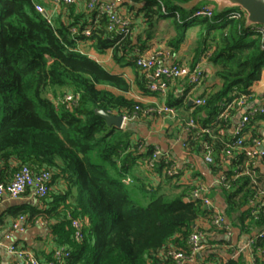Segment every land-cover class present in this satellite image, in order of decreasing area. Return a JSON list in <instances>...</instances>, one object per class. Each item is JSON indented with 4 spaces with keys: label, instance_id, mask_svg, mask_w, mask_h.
Returning <instances> with one entry per match:
<instances>
[{
    "label": "trees",
    "instance_id": "1",
    "mask_svg": "<svg viewBox=\"0 0 264 264\" xmlns=\"http://www.w3.org/2000/svg\"><path fill=\"white\" fill-rule=\"evenodd\" d=\"M142 1L148 28L159 19H171L177 32L169 40L174 48L184 39L187 25H199L198 50L211 49L208 61L215 70L213 82L218 84L202 96L205 104L195 106L191 116L198 117L202 128L224 124L226 121L218 117L220 103L240 94L250 95L252 84L261 77L264 35L254 25L246 27L245 16L229 17L238 7L216 8L211 17H205L193 15L201 2L189 6L192 0ZM67 8L71 20L56 26L36 10L32 0H0V182H9L22 165L52 172L41 207L18 204L11 206L9 213L14 219L24 216V222L37 217L46 221L54 241L68 249L63 264H169L170 260L162 261L156 251L171 240L185 247L196 219L207 210L199 200H187L189 187L174 184L169 176H163L173 184L168 190L144 180L139 166L154 145L131 141L128 131L107 125L96 110L130 114L136 105L145 106L100 88L107 85L127 91L129 84L77 49L79 41L89 40L97 52L110 49L118 65L139 68L135 59L140 54L135 48L141 50L143 45L133 42L131 32L121 35L108 31L106 17H97L95 10H89L85 17L72 15V5ZM72 26L78 28L77 34L71 33ZM87 27L91 28L89 36L81 33ZM143 82L140 88L149 91L146 79ZM68 91L79 95L77 106L56 107L48 97V93L58 97ZM182 101V96L168 94L166 103L179 108ZM200 111L206 117H201ZM255 120L263 121L264 115H255L250 125ZM258 125L251 129L252 137L259 134ZM215 135L203 134L189 146L199 149L201 141L207 140L219 151L223 141L230 139L223 140L216 130ZM242 159L238 154L232 162L238 165ZM163 166L164 159L158 158L154 172L161 175ZM126 178L131 181L125 182ZM252 186L250 177L242 174L231 181L229 190L222 189L227 217L247 232L264 228V213L257 218L250 214ZM141 197L148 201L142 203ZM67 211L84 223L79 242L72 237ZM261 246L264 237L255 242V247ZM227 264L242 262L236 259ZM255 264H264L262 255L256 257Z\"/></svg>",
    "mask_w": 264,
    "mask_h": 264
},
{
    "label": "crops",
    "instance_id": "2",
    "mask_svg": "<svg viewBox=\"0 0 264 264\" xmlns=\"http://www.w3.org/2000/svg\"><path fill=\"white\" fill-rule=\"evenodd\" d=\"M103 1L108 2L113 0ZM32 2L34 6L36 4L41 5L44 8L49 20H51V22L56 26H59L62 22L68 23L71 20L69 14L70 11L67 8L68 5H57L51 0H32ZM200 2L202 5H212L214 10L217 8L211 1L201 0L198 3ZM69 5L73 6L72 15L84 14L85 17L90 15L89 10L86 9L85 0H76L74 3ZM195 5L189 4V6ZM142 6V0H120L116 2L114 6V9L118 14L128 17L131 20V35L133 42L137 43L139 46L143 45L141 50L137 48H135V50L139 51L140 56L143 57H149L156 51H162L165 53L166 64H170L172 62H178L188 66H193L197 63L200 64L205 71V78L200 84L191 85L186 78H178L169 82L168 89L165 94L150 90L145 92L140 88V84H144L143 81L146 79L145 84L147 86V82L151 78L147 72L128 65H118L112 59V52L110 49L102 53L97 52L89 40L79 41L77 43V49L96 60L111 74L122 76L129 84V89L127 91H120L107 85H100V88H105L114 94H121L128 99L138 101L145 107L167 104L168 94H173L175 97L182 96V106L179 108L174 107L177 113L176 117H171L169 115L140 116L139 118L127 121V123L120 129L130 133L131 141L140 140L145 144L158 146L163 152L169 155L170 159L176 163L178 168L183 169L192 165V170L186 172L185 176L186 174L188 177L197 175L206 183V185L209 186L210 189L208 191V195L213 199L217 209L224 215L226 223L230 226L231 234L227 237L222 232L215 230L208 233L207 237H204V241H207L210 246L202 253L203 258L215 262H228L230 260L240 259L242 264H251L250 251L244 250V252L240 255L232 258V249L225 246V244H231L240 247L247 243L248 239L258 231L257 229H252L248 232L241 230L238 225H235L237 221L234 220L233 224L226 215L225 209L227 205L223 191L217 185V178L221 170H229L233 172L236 165L229 159H223L222 153L215 150V157H217L216 159H218L219 162L218 166H216L217 168H214L215 170H213L211 165L204 161L201 148L197 149L195 146L188 148L182 145V142L188 139V135L181 128L179 119L190 117L196 109L193 103L189 104V100L205 96V94H208L212 90L213 86L216 87L215 85L218 84L213 82L215 70L208 61L209 55H206L207 51L199 53L198 50L200 27L198 24L187 25L184 30V39L176 48H174L170 45L169 40L175 38L177 36V32L171 19H159L155 23L154 27L150 29L144 19L143 11L141 10ZM180 22H182L181 19ZM148 33H151L150 37H148ZM210 50L208 51L210 52ZM260 79H264V70L262 71ZM260 79L252 84L250 88L251 94L245 107L239 110H234L224 124L207 127L213 131V134H215L216 130L218 131V134L221 135L223 140L225 138L226 140L231 139L233 137L236 123L239 121L240 117L247 110V108L254 105H264V85H261ZM255 83L257 84L254 88L253 85ZM48 97H50L53 102H56V96L54 97L51 93H48ZM199 115H201V117H206L204 111H200ZM194 119L200 125L198 117H194ZM261 127L262 123H260L258 128H256L258 133ZM258 135H260V133ZM260 163L264 164L263 161L258 162L255 169L259 186L264 189V172L261 171L259 166ZM139 167L140 173L147 183H151L153 186H161L162 190L172 188L171 186H173V184L171 183V185H167L165 183L166 179L162 175H157L156 173L154 175V173L148 169L145 164V160L140 163ZM183 178L184 176H179L176 179H172V182H174V184H181L183 187L185 186L184 182L181 181ZM62 186L63 185L61 184L59 188H62ZM178 190L179 188L175 191ZM29 196H31L30 192H28L25 197L21 198V200L15 204H31L37 207L42 206V201L40 199L36 202L28 203L30 198ZM3 204H5L4 207H1L0 205V264H21L20 259L7 250V247L12 243L31 250L40 259H48L53 248L58 245L54 241L53 235L48 227V223L46 221L40 223L42 219L37 217L34 221L24 222V224H22L24 225V230L13 231L11 229V224L15 216L9 213V209L15 204L10 203L9 200L4 201ZM201 219L203 218H197L196 220ZM200 226L206 229L207 222L202 220V222H200ZM171 241L169 244L173 243ZM261 247V251H263L262 256L264 258V246ZM158 264L164 263L159 262Z\"/></svg>",
    "mask_w": 264,
    "mask_h": 264
},
{
    "label": "built area",
    "instance_id": "3",
    "mask_svg": "<svg viewBox=\"0 0 264 264\" xmlns=\"http://www.w3.org/2000/svg\"><path fill=\"white\" fill-rule=\"evenodd\" d=\"M53 3L60 5H69L74 3L76 0H51ZM120 0L103 1V0H85V6L87 10H95L98 15L106 17V29L110 32H116L121 35H128L132 30L131 20L128 17L118 14L115 9V3ZM35 8L37 11L42 12L47 18V14L44 8L36 4ZM214 13V7L210 4L201 5L193 13L194 16H205L211 17ZM246 13L243 9L231 10L229 17L240 18L245 16ZM178 16V15H177ZM259 33L264 35V25H254ZM72 34L78 33V28L72 26L70 28ZM91 28L87 27L81 31L85 36H89ZM209 51L206 52L208 56ZM135 64L141 70L147 72L151 77L147 82V88L153 92H160L165 94L168 89V84L171 80L178 78H186L191 85L200 84L205 78V71L200 64L193 66L184 65L178 62H172L166 64L165 53L162 51H156L149 57L138 56L135 59ZM250 95L240 94L237 98L229 101L220 103L222 107L219 114V119L227 121L230 114L234 110H239L245 107L248 103ZM79 102V95L73 92H64L56 98L55 105L59 107L63 104L66 108H72L77 106ZM195 106L205 104V97H197L193 99ZM257 114L264 115V105H254L248 107L247 110L242 114L239 121L234 127L233 137L229 141H223V147L219 150L222 153L223 159H229L232 161L238 154L243 155L242 161L235 167L232 174L228 175L227 172L221 171L217 178V185L219 188L229 190L231 188V181L236 179L238 176L244 174L250 177V181L255 189L253 195L248 200V206L250 214L257 218L258 214L264 213V189L259 186L257 175H256V164L260 161L264 162V148L259 150L258 146L264 147V138L261 135L252 137L251 129L260 125L264 128V120H255L251 125L252 118ZM163 116L169 115L176 117L177 113L174 107L163 105H152L140 108L135 106L133 112L122 113L123 121L122 127L129 120L139 118L140 116ZM181 128L187 133L188 139L182 142L185 147H190V141L198 140L203 134H209L213 138L216 136L213 131L209 128H202L196 122L193 117H185L179 119ZM201 151L203 153V159L210 165L218 166V159L215 157V150L212 144L207 140L201 141ZM158 158L164 159L165 166L161 170L162 176H169L172 179H176L179 176L183 177L184 185L188 186V196L186 199H197L202 207L207 210L206 215L200 216L201 220H196L194 223V229L190 232L186 239V246L181 247L176 244H168L162 249L156 251L155 255L162 261L170 260L169 264H227V262L220 261L215 262L206 258H203L202 253L210 246L207 241H204V237H207L208 233L212 230L222 232L227 237L231 234L230 226L226 223L225 217L217 209L213 199L208 195L209 186L200 179L197 175L188 177L185 173L192 170V165L187 168H178L176 163L170 159L169 155L163 152L158 146H154L151 154L145 160V164L150 171L155 175L156 160ZM52 172L48 169L33 170L27 165H22L13 175L12 179L7 182H0V201L3 200L4 196L10 198H17L30 192L32 195L41 199L46 196L50 189ZM191 178V179H188ZM130 181L129 178L125 179V182ZM68 218L70 219V226L72 228V237L75 241L79 242L83 238V221L77 217H71L67 211ZM202 220L207 222L206 229L200 226ZM25 217L19 215L13 220L11 229L13 231L24 230ZM44 221H40L42 223ZM264 237V228L258 230L252 235L247 243L238 247L231 244H225L228 248H231L232 258L240 255L244 250L250 251L251 264H255L256 257H260L263 254L260 247H255V242L259 238ZM8 252L16 255L21 264H63L66 257L68 256V249L65 245H57L51 252L50 259H40L31 250L24 247L17 246L16 244H10L7 247Z\"/></svg>",
    "mask_w": 264,
    "mask_h": 264
},
{
    "label": "water",
    "instance_id": "4",
    "mask_svg": "<svg viewBox=\"0 0 264 264\" xmlns=\"http://www.w3.org/2000/svg\"><path fill=\"white\" fill-rule=\"evenodd\" d=\"M201 0H192L191 5L197 4ZM213 2L218 10L225 8L238 7L245 11V26H252L255 24L264 25V0H208ZM193 100H189L192 104ZM96 113L101 116L109 126L117 129L122 128L123 116L122 114H113L103 109H97ZM18 205V204H15Z\"/></svg>",
    "mask_w": 264,
    "mask_h": 264
},
{
    "label": "rangeland",
    "instance_id": "5",
    "mask_svg": "<svg viewBox=\"0 0 264 264\" xmlns=\"http://www.w3.org/2000/svg\"><path fill=\"white\" fill-rule=\"evenodd\" d=\"M261 80V85H264V79H260ZM256 84L257 83H255L253 86H254V88L256 87ZM259 133H260V135L261 136H263L264 137V128L263 127H261L260 129H259ZM259 150H263V146H258L257 147ZM259 166H260V168H261V171L262 172H264V164H262V163H260L259 164ZM165 183L167 184V185H171V182H169L168 180H165ZM168 189H170V188H167L166 190H168ZM174 190H177L176 188H174ZM27 195V194H26ZM23 197H25V195H22V196H19V197H17V198H10V197H8V196H4L3 197V200L2 201H0V205H1V207H4L5 206V204H3V202L4 201H10V203H13V204H15L16 202H19L20 200H21V198H23ZM30 198H29V201H28V203H33V202H36L37 200H38V198L36 197V196H34V195H32L31 194V196H29ZM144 197H141L140 199V201L142 202V203H146L147 201H148V198H144ZM8 204V203H7ZM0 207V208H1Z\"/></svg>",
    "mask_w": 264,
    "mask_h": 264
}]
</instances>
